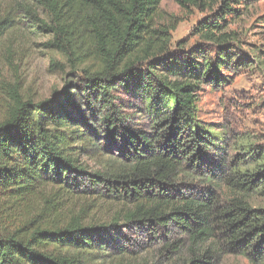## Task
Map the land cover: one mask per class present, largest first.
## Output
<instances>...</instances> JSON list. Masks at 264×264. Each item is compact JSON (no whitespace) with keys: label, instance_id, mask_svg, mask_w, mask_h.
<instances>
[{"label":"trees","instance_id":"obj_1","mask_svg":"<svg viewBox=\"0 0 264 264\" xmlns=\"http://www.w3.org/2000/svg\"><path fill=\"white\" fill-rule=\"evenodd\" d=\"M248 1L174 0L212 13L193 30L211 50L186 53L155 23L162 0H0V38L25 15L73 78L60 97L13 93L0 121V264H129L143 244H124L131 227L167 264H264V154L254 170L224 166L196 114L201 85L252 67L223 32ZM119 95L145 123H128Z\"/></svg>","mask_w":264,"mask_h":264},{"label":"rangeland","instance_id":"obj_2","mask_svg":"<svg viewBox=\"0 0 264 264\" xmlns=\"http://www.w3.org/2000/svg\"><path fill=\"white\" fill-rule=\"evenodd\" d=\"M235 8H238L239 16H225L223 32L233 34L232 53L238 57L244 55L246 63L252 62V67L235 72L223 69L221 74L226 76V83L219 87L201 85L196 92V114L205 128L216 136L224 166H236L256 153L259 156L264 154V0H249ZM210 15L212 13L208 11L192 8L183 10L174 0H162L155 23L175 28L171 41L173 49L181 46L179 50L187 53L194 47L203 46L211 50L212 46L201 41L193 31L197 23ZM21 16L0 38V121L13 93L32 101L60 97L63 89L69 90L68 84L73 80L66 63L44 46L46 38L37 35L30 27L32 22L28 17ZM119 98L128 123L146 122L143 105L138 98L124 95H119ZM256 162V158L247 159L237 169L243 172L254 170L257 165H262ZM254 202L255 205H264L263 198ZM122 233L125 245L143 242L140 248L135 247L138 257L129 264H167L157 256L158 244L145 249L146 232L131 227L123 229ZM179 237L172 231V239ZM111 251L108 248L107 254ZM217 264L249 262L240 256H222Z\"/></svg>","mask_w":264,"mask_h":264}]
</instances>
